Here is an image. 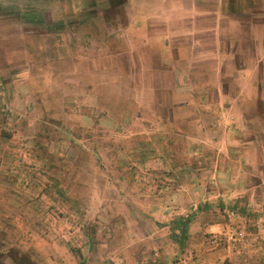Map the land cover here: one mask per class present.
<instances>
[{"label":"rangeland","instance_id":"374dc122","mask_svg":"<svg viewBox=\"0 0 264 264\" xmlns=\"http://www.w3.org/2000/svg\"><path fill=\"white\" fill-rule=\"evenodd\" d=\"M88 2L71 0V5L77 10ZM253 3L232 15L222 10L221 0H121L114 5L95 0L96 14L43 36L42 53L30 35L36 30L25 28L12 38L18 26L2 22L0 76L21 71L11 83L6 106L0 99L5 147L0 155L5 172L15 179L11 193L23 201L19 209L34 201L48 208L43 220L39 215L29 228L24 207L10 224L0 202L2 244L30 251L37 264H79L88 254L83 228L92 222L99 260L121 264V257L135 264L139 254L145 261L152 248L149 239H159V252L172 255L163 225L192 206L186 187L207 189L206 180L196 176L210 168L209 159H196L189 173L181 167L188 162L186 154L172 149V142H185L183 134L201 130L198 126L233 124L231 116L221 115L218 122L210 114L238 110L242 117L241 109L253 113L256 99L264 96V0ZM23 46L26 55L20 53ZM43 59L53 67V104L64 129L44 126L42 108L29 91L28 76L35 75ZM0 95L8 96L5 86ZM12 113L21 132L12 126ZM44 127L50 129L47 137ZM205 128L202 144L211 137ZM203 151L194 152L205 158ZM21 158L33 163L24 167ZM75 198L81 212L71 207ZM125 203L144 211L149 239L135 228ZM115 219L125 227L110 247L103 234ZM221 238L218 245H232ZM51 240L63 250V261L50 254Z\"/></svg>","mask_w":264,"mask_h":264},{"label":"crops","instance_id":"0c3cea01","mask_svg":"<svg viewBox=\"0 0 264 264\" xmlns=\"http://www.w3.org/2000/svg\"><path fill=\"white\" fill-rule=\"evenodd\" d=\"M256 101L258 105H256L257 103L255 104L256 106L251 116L254 118L252 127L247 125L245 117H243L245 113L242 109V117L238 110L235 114H231L230 110L224 109L210 115L218 122H220L219 118L221 115L231 116L235 121L233 124L225 125L221 123L215 125L213 123L210 127L201 126L203 128L198 126V129L201 130L178 134H183L185 142L181 144L177 141L172 142V149H181L184 155L186 154L188 162L181 167L188 170L189 173L194 171V166L192 165L194 160H210H206V163L209 164V169H205L199 175L195 172L199 176L198 180L199 178L200 180H206L207 189L203 188L202 185L198 187L194 184L185 189L189 191L192 206H197L199 202L208 201L211 204H216L220 201L222 207L220 209L212 204V206L201 210L193 217L188 230L187 250L182 259L175 264H264V215L242 217L232 215L227 211V206L231 200L242 198L246 195L249 198L250 208L257 211H262L263 208L264 96L262 94L259 95ZM204 128L205 131L210 132L211 141L209 140V142L202 144L200 137ZM205 148L210 149L212 152L210 154L204 152ZM4 150V139H1L0 154L1 152L4 153ZM197 150H202L207 157L202 158L201 153L199 155L196 154ZM176 155V153H173L171 157L174 158ZM5 164V159L0 155V202L1 211H6L5 220L8 221L7 223L14 224V217L24 207L22 213H28V217L24 219L27 221L29 228L34 227L36 224L32 225V223L38 222L37 217L39 215H41V220H43L48 208L38 204L41 202L34 201L19 209V205L23 201L20 200V197L11 193L10 186L13 183L11 181L15 179L9 178L11 176H8L5 172ZM15 218L17 219L18 217ZM1 219H4V217H1ZM229 227L242 229L245 232L246 238L240 246L225 245L224 243L211 246L206 241L208 234H224ZM48 247L52 251L54 249L55 252L50 251L54 259L63 261V257L59 256L63 250L56 244V241L51 240ZM55 253H59L58 256H55Z\"/></svg>","mask_w":264,"mask_h":264},{"label":"trees","instance_id":"16d2710c","mask_svg":"<svg viewBox=\"0 0 264 264\" xmlns=\"http://www.w3.org/2000/svg\"><path fill=\"white\" fill-rule=\"evenodd\" d=\"M88 4H85L82 9L73 10V6L71 5V0H0V27L2 28V22L10 21L8 24H15L18 26L17 30L11 32V37H19L15 36L19 32H21L25 28H29L30 30H36L30 34L35 39V49L38 50L39 53H42L43 36L52 35L54 33L61 32L64 26L72 24L73 22H81L83 21L85 16L94 15L97 13L95 0H88ZM121 0H108L110 5H114L115 3ZM261 2V0H257ZM21 2V3H20ZM112 6L106 7L105 10L111 9ZM254 7L253 0H221V8L226 13L236 15L238 13L244 12L245 9ZM109 8V9H108ZM92 17V16H91ZM90 17V18H91ZM88 18V17H87ZM86 18V19H87ZM89 18V19H90ZM6 24V25H8ZM0 28V29H1ZM21 30V31H20ZM52 33V34H51ZM29 35V36H30ZM25 37L26 35H22ZM26 44V43H25ZM29 47V45H27ZM21 54L27 53L26 47L23 46V50L20 52ZM37 57H39L37 55ZM34 60V57H33ZM25 61V60H22ZM37 72L35 75L28 76L29 83V91L32 93V99H36L40 104L43 114H42V122L51 125L56 130L64 129L63 119L60 115L59 110L53 104V100H56V95L54 94V82H53V67L51 66V62L46 59L43 61H38L36 64ZM20 69H11L8 76H0V86H5L6 91L8 93L7 97L1 96V106H6L9 102L11 95V83L13 82L15 75L19 73ZM8 84V85H6ZM7 111H5V114ZM4 114L5 118L6 115ZM13 114V113H12ZM8 115V118L11 119V115ZM248 115V116H247ZM251 114H244L247 125L252 127L254 123V118L251 117ZM13 118L12 126L21 132L22 126H17L15 123V118L17 116L12 115ZM6 120H4L5 122ZM15 123V124H14ZM25 130L30 131V129L26 128ZM45 137L48 136L50 129L44 127ZM67 131V128L65 129ZM69 131V130H68ZM4 136H8L7 132L3 133ZM29 137V136H26ZM33 143V146L41 147L40 141L36 137H31L28 139ZM28 141V142H29ZM39 147V148H40ZM43 149V148H42ZM197 181H198V176ZM200 183V182H198ZM60 191V195L68 199L64 192L58 188ZM262 190L261 188H259ZM74 200H70L71 207L76 208L78 212H81L79 208V204L77 202V198ZM126 204V203H125ZM220 209H222L220 201L216 204ZM208 201L199 202L197 206L193 207L191 205H187L184 209L186 212L179 213L173 216L167 224H164L163 227L168 228V245L173 250L171 251L172 255L165 254L162 251V244L159 239L153 241L149 239L150 233L144 227V223L148 218L143 213V210L139 208H133L129 204H126L128 209L132 212L133 217H135L134 221L137 226L135 228L139 230L144 238L149 239V243L151 244V250L148 252L149 257L143 261L141 255H136L135 264H171L178 262L181 257L186 252L188 247L187 245V237L188 230L193 217L203 209H207V207L212 206ZM131 207V208H130ZM262 211H257L256 209L250 208V202L248 195L233 199L229 202L227 206L228 213L235 216L242 217H258L264 215V203L262 205ZM135 215V216H134ZM122 226L121 222L117 219L112 220V222L106 227L104 231V237L106 238V242L108 245L113 244L115 241L114 237L118 235L120 237L119 232ZM85 236L87 238V246H88V254L86 257H83L79 264H114L110 261L99 260L97 258V245L98 240L96 238V230L97 227L92 222H88L87 226L83 228ZM108 237V238H107ZM109 247V246H108ZM121 260V264H132V261L126 259V261ZM0 264H37L34 257L32 256L30 251H23L13 247H7L2 244L0 241Z\"/></svg>","mask_w":264,"mask_h":264},{"label":"built area","instance_id":"2783aa9c","mask_svg":"<svg viewBox=\"0 0 264 264\" xmlns=\"http://www.w3.org/2000/svg\"><path fill=\"white\" fill-rule=\"evenodd\" d=\"M18 163L23 164V166H24V165H31V163H33V161L30 159H24V158L22 159L21 158ZM19 164H17V165H19ZM14 171H16V170H14ZM222 236H224L225 240L232 245H239L242 242H244V240L246 238V234L242 229L229 227V229L224 234L223 233H221V234H210L208 236L207 242L211 246H216L222 241V238H221Z\"/></svg>","mask_w":264,"mask_h":264}]
</instances>
